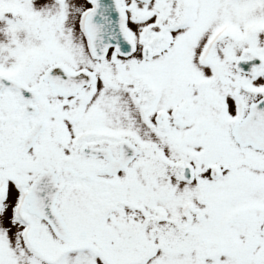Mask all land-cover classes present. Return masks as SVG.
<instances>
[{"label":"snow or ice","instance_id":"obj_1","mask_svg":"<svg viewBox=\"0 0 264 264\" xmlns=\"http://www.w3.org/2000/svg\"><path fill=\"white\" fill-rule=\"evenodd\" d=\"M0 264H264V0H0Z\"/></svg>","mask_w":264,"mask_h":264}]
</instances>
